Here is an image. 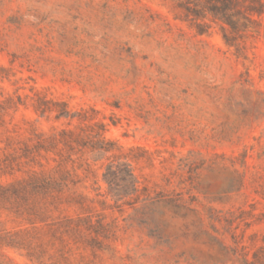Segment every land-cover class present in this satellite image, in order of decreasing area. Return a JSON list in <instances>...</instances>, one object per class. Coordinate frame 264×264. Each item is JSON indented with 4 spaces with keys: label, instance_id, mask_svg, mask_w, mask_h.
<instances>
[{
    "label": "rangeland",
    "instance_id": "obj_1",
    "mask_svg": "<svg viewBox=\"0 0 264 264\" xmlns=\"http://www.w3.org/2000/svg\"><path fill=\"white\" fill-rule=\"evenodd\" d=\"M203 22L209 28L201 34ZM239 43L227 45L218 23L187 20L178 0H0V66L8 76L0 93L24 102L9 111L0 147L7 136L68 128V120L33 111L40 93L88 111L123 151H146L151 161L134 168L151 196L182 193L205 220L175 217L162 204L118 207L106 196L105 162L87 155L90 166L76 163L80 183L67 193L86 196L87 209L46 202L45 219L89 212L115 223L116 236L109 251L76 250L66 239L58 253L50 233L44 264L60 254H72L71 264H245L225 249L236 247L233 235L239 254L264 264V38ZM209 209L235 213L230 233L210 229ZM12 219L0 210V236L17 228ZM0 264L40 263L0 245Z\"/></svg>",
    "mask_w": 264,
    "mask_h": 264
},
{
    "label": "trees",
    "instance_id": "obj_2",
    "mask_svg": "<svg viewBox=\"0 0 264 264\" xmlns=\"http://www.w3.org/2000/svg\"><path fill=\"white\" fill-rule=\"evenodd\" d=\"M178 1L187 20H208L220 24L223 39L231 47L239 49V42L254 36L262 35L264 38V0ZM197 28L202 34L209 25L203 22L197 24ZM6 73L7 70L0 66V79H6ZM32 101V109L37 115L48 117L55 114L56 120H68V128L54 130L51 135L33 131L31 137L25 140L7 136L5 146L0 147V177L13 178L6 184L0 181V210L6 211L18 224L17 228L0 236L1 246L24 251L28 258L40 264H44L46 253L44 237L50 233L54 235V250L58 253L57 241L67 246L64 244L66 239L77 247L76 250H80L81 246L94 251L110 250L107 242L116 236L118 226L106 222L100 215L80 213L54 219L52 223L45 219L46 202L56 210L64 204L82 211L87 209L86 196L67 194L80 183L77 171L82 166L75 165L84 161L87 164L88 159H84L87 155L94 163L105 162L102 177L107 185L106 196L111 197L118 207L135 208L139 203L162 204L175 217L186 218L190 212L205 222L182 193L160 192L155 197L151 196L149 187L142 185L134 168V163L141 159L151 161L146 151L141 150L143 155L136 154L134 149L123 151L106 138L107 125L90 117L84 109L72 112L67 103L54 102L40 93L35 94ZM20 105H24L20 96L15 101L0 93L1 129H6L9 111ZM75 121L77 125H73ZM52 155L54 158H50ZM18 174L22 176L17 177ZM243 181L241 178L238 191L243 188ZM234 216V212L209 209L206 219L214 233L224 235L231 232ZM217 225L223 226V232ZM233 240L236 247H225L227 252L239 255L245 264H257L250 262L246 254H239L235 235ZM70 256L60 254L52 264H71Z\"/></svg>",
    "mask_w": 264,
    "mask_h": 264
}]
</instances>
